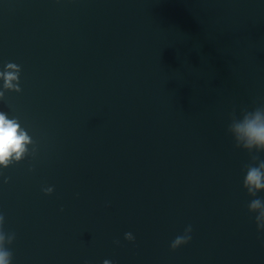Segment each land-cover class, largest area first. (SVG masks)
I'll return each instance as SVG.
<instances>
[{
    "label": "water",
    "instance_id": "1",
    "mask_svg": "<svg viewBox=\"0 0 264 264\" xmlns=\"http://www.w3.org/2000/svg\"><path fill=\"white\" fill-rule=\"evenodd\" d=\"M10 62L0 111L36 149L0 169L11 264H264V152L228 132L264 107V0H0Z\"/></svg>",
    "mask_w": 264,
    "mask_h": 264
},
{
    "label": "clouds",
    "instance_id": "2",
    "mask_svg": "<svg viewBox=\"0 0 264 264\" xmlns=\"http://www.w3.org/2000/svg\"><path fill=\"white\" fill-rule=\"evenodd\" d=\"M20 67L15 63H7L4 70L0 71V80L3 81L2 90H0V99H3L6 91L20 92L19 76ZM228 132L235 140V146L252 153L264 152V107H257L252 111L243 110L241 117L235 115L231 118L228 125ZM32 145L30 152L29 146ZM35 142L29 133L21 126L18 119L9 118L8 115L0 111V169H6L9 166L19 163L28 155L35 154ZM253 161L259 160L258 165H247L246 175L243 179V187L248 194L256 197L258 192L264 191V159L253 155ZM9 178H4V183H8ZM45 194L53 192L52 187L43 189ZM250 213L255 214V223L257 230L264 232V200L260 198L252 199L248 205ZM5 217L0 214V264H11L12 252L6 245L12 244L15 234H7L3 230ZM192 226L188 225L182 235H178L171 242V249L176 250L191 240ZM128 241H134L135 237L131 232L124 234ZM119 243V241H116ZM103 264H110V261L104 260Z\"/></svg>",
    "mask_w": 264,
    "mask_h": 264
}]
</instances>
